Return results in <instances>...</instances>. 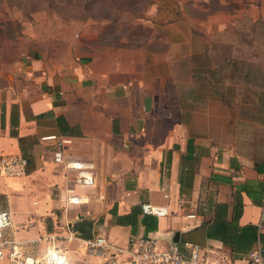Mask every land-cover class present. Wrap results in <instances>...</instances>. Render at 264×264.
<instances>
[{"label":"crops","instance_id":"obj_1","mask_svg":"<svg viewBox=\"0 0 264 264\" xmlns=\"http://www.w3.org/2000/svg\"><path fill=\"white\" fill-rule=\"evenodd\" d=\"M156 6L152 27L168 47L153 55L170 62L179 42L191 52L203 50L206 39L195 33L201 34V18L192 16L185 26L182 7L173 16ZM65 35L55 38L50 56L39 50L37 57L0 55V156L23 154L14 129L27 139L24 147L32 157L25 175H0V206L13 221L6 238L16 239L22 257L41 256L48 245L43 237L53 235L69 264H130L132 237L157 236L169 243L176 232L204 225L202 260L247 264L251 252L233 253L210 235L219 223L253 224L258 230L251 251L264 247V155L247 157L202 139L190 144L176 80L170 72L149 74L148 50L100 42L98 35L88 40L76 32ZM59 157L92 163L95 183H76L78 171ZM72 195L84 199L69 202ZM236 197L242 203L238 220ZM143 203L167 208L165 216L151 215L156 228L144 224ZM134 209L140 212L132 226L126 216ZM84 219L110 248L86 251L72 227ZM179 246L189 252L186 242ZM0 264H15L7 249Z\"/></svg>","mask_w":264,"mask_h":264},{"label":"rangeland","instance_id":"obj_2","mask_svg":"<svg viewBox=\"0 0 264 264\" xmlns=\"http://www.w3.org/2000/svg\"><path fill=\"white\" fill-rule=\"evenodd\" d=\"M156 4L173 16L182 7L185 26L201 18L195 33L206 39L203 50L182 44L172 48L170 62L156 57L168 47L152 27ZM72 32L152 51L148 72L173 74L193 139L264 155V0H0L2 58L37 57L36 50L50 56L55 38Z\"/></svg>","mask_w":264,"mask_h":264},{"label":"built area","instance_id":"obj_3","mask_svg":"<svg viewBox=\"0 0 264 264\" xmlns=\"http://www.w3.org/2000/svg\"><path fill=\"white\" fill-rule=\"evenodd\" d=\"M58 161L65 166L78 171L76 183L82 186H92L95 183L93 164L83 161H69L59 157ZM28 167L27 157L19 154L0 156V175L4 177H17L25 175ZM83 197L69 196L68 201L78 203ZM142 210L145 214L162 217L167 215L168 210L164 206L143 203ZM264 224V212L261 217ZM13 228V221L9 210L0 208V258L7 249L8 258L15 264H69L68 255L55 242V236L47 235L43 240L48 243L41 256H24L15 238L7 239L6 232ZM85 249L90 253L100 254L103 250L111 247V243L102 236H95L93 240H84ZM190 245L188 253L181 250L179 243L171 240L164 243L160 237L144 236L132 237L128 248L130 264H209L201 258V247L196 244ZM213 264H220L219 262ZM247 264H264V250L261 245L255 248L249 256Z\"/></svg>","mask_w":264,"mask_h":264},{"label":"trees","instance_id":"obj_4","mask_svg":"<svg viewBox=\"0 0 264 264\" xmlns=\"http://www.w3.org/2000/svg\"><path fill=\"white\" fill-rule=\"evenodd\" d=\"M162 11H164L162 8H160ZM180 8L177 7V9H175V13H179ZM165 12V11H164ZM166 13H170V15H173L172 11L167 10ZM175 15V14H174ZM183 44V43H182ZM181 42L179 43H175L173 44V48L179 45H182ZM206 44V43H205ZM186 45V44H185ZM172 50V49H171ZM170 50V53H171ZM198 53V52H196ZM196 53H192L193 55L191 56L192 58H199L202 57V54H196ZM181 100V98H180ZM61 119L60 117L58 118ZM18 123V118L15 120L14 124L17 125ZM65 134H69V131H65ZM11 134L16 136L17 138H19V142H20V147L22 150V155L27 157L28 159V165L32 162V157L31 155L28 153L27 149L24 147V143L27 140L26 138H22V137H18V132L16 130H11ZM190 144L193 142V138L190 137ZM236 207H235V219L238 220L239 217L241 216L242 210H238V207L242 208V203L241 201H239V199H237L236 197ZM2 209H6L4 207H1ZM139 210L134 209L130 214H128L126 216L128 223H130L132 226L135 225L136 220H137V216L139 214ZM152 216L150 214H146V216L144 217V224L146 225L147 228H156L157 227V220L151 218ZM149 220V222H148ZM257 230L258 227L257 225H246V226H239L238 224H236V226L231 227L229 224L227 223H223L216 226L215 231L210 235L213 238H218V239H222V241L224 242V244L226 246H228L233 253H241V254H246V253H250L252 252V247L255 244L256 240H257ZM260 240L261 242L264 244V233L260 234ZM262 245V244H261ZM263 250L264 247L262 246ZM242 255V256H243Z\"/></svg>","mask_w":264,"mask_h":264},{"label":"water","instance_id":"obj_5","mask_svg":"<svg viewBox=\"0 0 264 264\" xmlns=\"http://www.w3.org/2000/svg\"><path fill=\"white\" fill-rule=\"evenodd\" d=\"M75 234L83 240H93L95 235L93 233L92 221L84 219L72 225ZM173 241L179 243L184 241L199 245L201 248L206 247V226L201 225L192 231L185 233L176 232Z\"/></svg>","mask_w":264,"mask_h":264}]
</instances>
